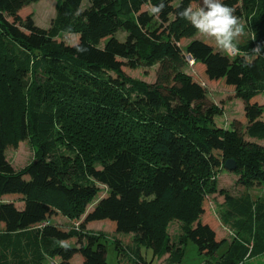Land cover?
<instances>
[{"label":"trees","instance_id":"trees-1","mask_svg":"<svg viewBox=\"0 0 264 264\" xmlns=\"http://www.w3.org/2000/svg\"><path fill=\"white\" fill-rule=\"evenodd\" d=\"M34 1L0 0V94L8 95L0 104V264H68L76 256L82 264H108L102 236L88 231L96 222L133 236L136 249L126 254V264H147L143 247L180 264L188 241L201 256H218L214 264H246L244 241L219 257L228 241L217 233L220 221L208 195L218 192V167L227 160L236 161L240 184H264V146L255 141H264V53H254L264 46V0H225L250 27L234 58L211 40L193 38L197 30L180 18L199 0H58L46 31L36 28L32 15L22 16ZM161 3L164 9L153 14ZM118 31L129 34L125 41ZM65 34H79L78 43L65 44ZM189 57L208 82L244 102L245 128L216 126L222 110L181 70ZM142 63L160 65L157 83L125 74ZM11 82L28 88L19 110ZM73 135L80 154L63 150L65 137ZM16 139L28 140L35 153L21 171L6 154ZM225 196L223 222L246 242L255 232L251 258L264 256V203ZM83 213L77 230L51 222ZM173 220L181 223L176 239L168 234Z\"/></svg>","mask_w":264,"mask_h":264},{"label":"rangeland","instance_id":"rangeland-1","mask_svg":"<svg viewBox=\"0 0 264 264\" xmlns=\"http://www.w3.org/2000/svg\"><path fill=\"white\" fill-rule=\"evenodd\" d=\"M58 0H38L34 1L25 8L22 13L23 17L28 15H32L33 19L36 23V28L38 30H48L51 27L52 21L56 17V4ZM87 6L85 3L84 7ZM241 22L245 25V35L239 38L238 49L245 45L251 34H250V27L249 23L245 18H240ZM128 33L124 31H118L116 37L120 41H125L128 37ZM80 38L79 34H65L62 36L61 41H64L67 45H74L78 43ZM196 39L202 40H211L215 43L214 38L207 37L203 34L197 32V34L193 37ZM146 40L143 35H140L139 41ZM189 40L185 41L182 46H185ZM100 47H104L105 41L100 40L98 42ZM216 45V44H215ZM143 50L146 51L148 48L145 45H141ZM216 48L220 51V49L216 46ZM238 53L230 56L234 58ZM187 64L183 66L181 69L183 73L192 75L196 81H200L201 84L205 87L207 91V101L210 104H215L218 106L220 110H222L221 116L215 118L216 126L229 129L232 128L235 124L239 125V127L245 128L247 123L244 122L245 119V111H244V102L235 97L236 93L230 89H227L222 84H212L206 80L205 77L202 76L197 66L194 65L193 60L191 61L189 58L187 59ZM125 74L132 79L139 80L148 84H155L157 83L158 79L161 77V67L159 64H155L153 66L146 65V63H142L136 69H124ZM115 75H112L114 77ZM117 79V78H116ZM13 89L12 95L15 98L12 100L15 103L16 110H19L22 107V103L28 96V88L27 86L23 85H15L13 82ZM83 84V82H80ZM16 86L18 88H16ZM1 95V94H0ZM8 95H1L0 96V104L4 103V100H7ZM260 105H264V96L260 97ZM262 119L264 120V114ZM70 134V132H68ZM75 136H78L82 133L79 131L72 132ZM72 135V134H71ZM73 135V139H70L69 136L65 137L66 144H63L64 151H72L76 154H80V149L77 146L79 143H75V137ZM78 140V139H77ZM249 140V138H247ZM260 145L264 146V141L255 140ZM7 159L13 166V168L17 171H21L26 169L30 163L35 158L34 150L28 140H18L12 141L8 144L6 148ZM99 167V166H98ZM217 181H218V192L210 193L208 195L209 203L211 204V211L212 215L219 219L220 226H219V237H224L227 239L228 243H226L220 250H219V257L224 255L229 245L235 244L236 242L239 243L244 241L245 248L248 250V254L246 256L245 262L246 264H264V256H261L257 259H252L251 255L253 256V250L255 248L256 241L254 240L252 234L255 236V232L252 234H246L245 238H248V242H246L243 237L236 233L230 226L226 225L222 220V214L226 211V194L234 198H241V197H249L254 203H264V184H255L251 187L244 186L240 184V176L239 174L235 173V171L230 172L225 168L222 169L218 167L217 171ZM103 190H106L105 187H102ZM104 194H102L103 196ZM14 201L18 208H22L23 202L18 201L17 199H4V201ZM8 201V202H9ZM98 198L92 199L86 205V211H89L94 207L97 203ZM84 218V213L77 220V218L72 219L69 216H65L63 214H59L58 218L52 219L51 222L60 226L63 230L70 231V230H77L80 225L81 220ZM80 228V227H79ZM88 231H91L95 234L102 236L103 240L105 241V245L107 246V263L108 264H126V254L129 251H135L136 247L133 241V236L129 237L125 234H113L111 232L109 222H96L91 224L88 227ZM168 234L172 239H176L181 234V223L178 220H173L168 225ZM237 238V239H235ZM74 245V244H71ZM142 254L147 264H167L168 261L166 258L168 256L163 257H154L153 252L145 247L142 248ZM255 257V256H254ZM81 256H76L73 260L69 261L68 264H82L80 263ZM218 258V256H217ZM217 258L211 259L201 256L199 254L198 247L191 241H188L187 245L184 249V257L180 264H214ZM163 260V262H162ZM50 264H65L62 259L56 260H48ZM162 262V263H161ZM243 262V263H245ZM251 262V263H250Z\"/></svg>","mask_w":264,"mask_h":264},{"label":"clouds","instance_id":"clouds-1","mask_svg":"<svg viewBox=\"0 0 264 264\" xmlns=\"http://www.w3.org/2000/svg\"><path fill=\"white\" fill-rule=\"evenodd\" d=\"M164 7L163 3L154 6L152 13L158 15ZM235 12V7L227 5L225 0H199L198 6L193 7L190 4L179 16L200 34L214 38L222 53L232 56L238 53L239 38L245 35V25ZM252 39H255L254 35ZM254 53H264V46L257 45Z\"/></svg>","mask_w":264,"mask_h":264},{"label":"water","instance_id":"water-1","mask_svg":"<svg viewBox=\"0 0 264 264\" xmlns=\"http://www.w3.org/2000/svg\"><path fill=\"white\" fill-rule=\"evenodd\" d=\"M190 60H192L191 57H189ZM225 169L230 171V172H233L237 169V163L235 160H227L226 163H225Z\"/></svg>","mask_w":264,"mask_h":264},{"label":"crops","instance_id":"crops-1","mask_svg":"<svg viewBox=\"0 0 264 264\" xmlns=\"http://www.w3.org/2000/svg\"><path fill=\"white\" fill-rule=\"evenodd\" d=\"M8 201H9V200H8ZM217 233H218V235H220V234H219V227L217 228ZM130 237H132V236H130ZM220 238H222V239H226V238H224V237H220ZM166 259H167V258H166ZM162 262H163V260H162ZM162 262H161V263H162ZM80 263H82V259H81V258H80Z\"/></svg>","mask_w":264,"mask_h":264},{"label":"built area","instance_id":"built-area-1","mask_svg":"<svg viewBox=\"0 0 264 264\" xmlns=\"http://www.w3.org/2000/svg\"><path fill=\"white\" fill-rule=\"evenodd\" d=\"M191 61H192V60H191ZM192 63H194V61H193Z\"/></svg>","mask_w":264,"mask_h":264}]
</instances>
